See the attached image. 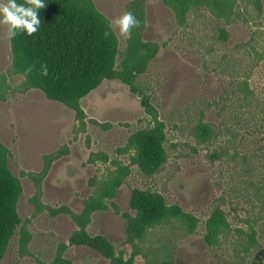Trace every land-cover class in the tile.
I'll return each mask as SVG.
<instances>
[{"label":"rangeland","instance_id":"rangeland-1","mask_svg":"<svg viewBox=\"0 0 264 264\" xmlns=\"http://www.w3.org/2000/svg\"><path fill=\"white\" fill-rule=\"evenodd\" d=\"M59 1L115 58L70 96L42 74L27 81L23 35L9 41L0 25V264H264V0L261 15L246 0L233 12L230 0H207L229 14L220 18L186 11L187 0ZM128 10L140 20L130 37L111 24ZM200 120L213 129L207 141ZM110 173L112 196L91 203ZM149 193L190 215V230L173 220L141 242L128 217ZM217 206L229 229L208 245ZM240 228L256 231L248 252Z\"/></svg>","mask_w":264,"mask_h":264},{"label":"trees","instance_id":"trees-1","mask_svg":"<svg viewBox=\"0 0 264 264\" xmlns=\"http://www.w3.org/2000/svg\"><path fill=\"white\" fill-rule=\"evenodd\" d=\"M18 2L23 3L25 0H18ZM230 2L233 9L237 0H230ZM248 4L253 6L257 15H261L262 0H246V5ZM197 6H207L217 18L224 16L215 13L207 0H187L185 9L188 11ZM39 15L41 18L40 29L32 35L22 34V44L29 51V58L26 59V67L24 69L27 81L32 82L37 79L36 77L39 74H42V78L47 79L48 83L53 87L72 96L89 88L92 79L100 72L103 75L108 74L107 60L111 59L112 62L115 56L107 58L101 36L90 20L85 17L69 14L59 0H45V5L39 10ZM228 16L229 14H226L224 17ZM131 35H135V28H133ZM147 52H149L148 48L145 45H141L138 54L139 58L144 59L147 56ZM152 54L146 58V62L153 56ZM128 60L130 59L127 52L124 61ZM39 82L41 81L37 83ZM139 92L142 93L141 91ZM237 92L243 94L240 100L245 101V105H248L249 103L247 102L253 97V93L249 90L247 84L242 82ZM159 125L150 130V132L160 131ZM194 131L195 134H198L197 137L201 141L211 139L213 133L212 127L201 120L196 124ZM160 165L161 162L157 163L153 171H156ZM151 173L153 172L149 174ZM106 177L98 183L96 191L91 197V203L99 201V206H101L105 204V199L112 196L116 188V186L112 185V181L113 179H118L119 175L118 173H110ZM149 195L151 197L143 204L138 203L136 205V216L134 218L128 217V219L135 221L133 224L140 225L141 233L139 239H141V242L146 238L148 229L172 222L173 220H176V222L184 225L187 230H190L192 225L190 215L181 210L173 212L172 209L165 208L162 197L157 193L147 194V196ZM2 197V192L0 191V204ZM141 197L145 198L144 194ZM205 227L204 240L208 245H216L220 236L229 229L228 220L219 206L212 210L211 216L205 222ZM236 232L239 237L246 236L247 238L244 241V252H248L251 247L257 244L254 228H251L250 231L240 228ZM133 247L140 251L141 246L139 243L134 242ZM144 256L149 262L150 258L146 254Z\"/></svg>","mask_w":264,"mask_h":264},{"label":"clouds","instance_id":"clouds-1","mask_svg":"<svg viewBox=\"0 0 264 264\" xmlns=\"http://www.w3.org/2000/svg\"><path fill=\"white\" fill-rule=\"evenodd\" d=\"M45 5V0H0V25L6 27V36L9 41L18 35H32L41 27L39 10ZM119 32L128 37L133 28L139 26L140 20L131 10L123 12L111 21ZM46 73V69H45Z\"/></svg>","mask_w":264,"mask_h":264}]
</instances>
